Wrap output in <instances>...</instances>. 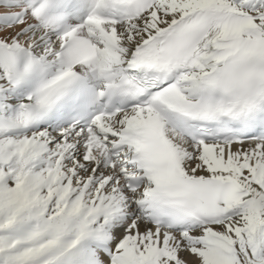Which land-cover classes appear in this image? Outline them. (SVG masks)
Returning <instances> with one entry per match:
<instances>
[{
  "label": "snow or ice",
  "instance_id": "obj_1",
  "mask_svg": "<svg viewBox=\"0 0 264 264\" xmlns=\"http://www.w3.org/2000/svg\"><path fill=\"white\" fill-rule=\"evenodd\" d=\"M0 264H264V0H0Z\"/></svg>",
  "mask_w": 264,
  "mask_h": 264
}]
</instances>
